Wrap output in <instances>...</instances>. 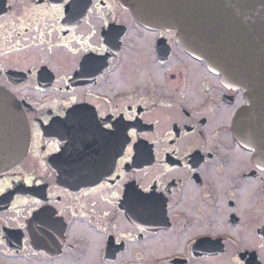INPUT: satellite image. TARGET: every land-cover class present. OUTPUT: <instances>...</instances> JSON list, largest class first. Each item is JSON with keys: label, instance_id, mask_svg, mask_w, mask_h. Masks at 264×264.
Returning <instances> with one entry per match:
<instances>
[{"label": "flooded vegetation", "instance_id": "af4514ba", "mask_svg": "<svg viewBox=\"0 0 264 264\" xmlns=\"http://www.w3.org/2000/svg\"><path fill=\"white\" fill-rule=\"evenodd\" d=\"M0 86L27 114L0 175V264H264L243 91L119 0H0Z\"/></svg>", "mask_w": 264, "mask_h": 264}, {"label": "water", "instance_id": "95a60500", "mask_svg": "<svg viewBox=\"0 0 264 264\" xmlns=\"http://www.w3.org/2000/svg\"><path fill=\"white\" fill-rule=\"evenodd\" d=\"M119 1L142 24L176 30L189 54L243 91L234 132L264 167V0ZM30 138L22 104L0 86V175L25 159Z\"/></svg>", "mask_w": 264, "mask_h": 264}]
</instances>
